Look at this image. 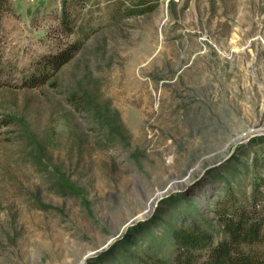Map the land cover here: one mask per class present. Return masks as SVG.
Here are the masks:
<instances>
[{"label":"rangeland","instance_id":"obj_1","mask_svg":"<svg viewBox=\"0 0 264 264\" xmlns=\"http://www.w3.org/2000/svg\"><path fill=\"white\" fill-rule=\"evenodd\" d=\"M8 2L0 264L168 262L181 213L264 203V0Z\"/></svg>","mask_w":264,"mask_h":264},{"label":"trees","instance_id":"obj_2","mask_svg":"<svg viewBox=\"0 0 264 264\" xmlns=\"http://www.w3.org/2000/svg\"><path fill=\"white\" fill-rule=\"evenodd\" d=\"M8 3L0 0V15ZM66 23L67 18L62 17L61 24L67 27ZM73 44L66 48L70 54L62 56L60 51L45 65L54 71L59 69L69 60L71 49L77 47ZM47 77L32 76L26 84L42 85ZM255 183L249 201L239 199V190L217 200L212 210L214 218L191 212L178 215L170 236L171 260L159 264H264V203L257 198L261 184Z\"/></svg>","mask_w":264,"mask_h":264},{"label":"water","instance_id":"obj_3","mask_svg":"<svg viewBox=\"0 0 264 264\" xmlns=\"http://www.w3.org/2000/svg\"><path fill=\"white\" fill-rule=\"evenodd\" d=\"M160 196H161V194L158 195V197H160ZM142 214H143V215L146 214V211L143 212ZM141 219H142V218H141ZM141 219H140V220H141ZM135 223H136V222H135ZM132 225H134V223H133Z\"/></svg>","mask_w":264,"mask_h":264}]
</instances>
